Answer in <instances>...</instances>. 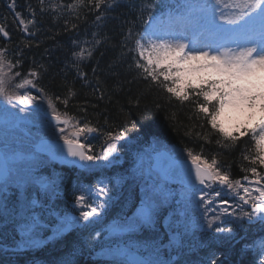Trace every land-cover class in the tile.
<instances>
[{
	"label": "trees",
	"instance_id": "16d2710c",
	"mask_svg": "<svg viewBox=\"0 0 264 264\" xmlns=\"http://www.w3.org/2000/svg\"><path fill=\"white\" fill-rule=\"evenodd\" d=\"M14 2L16 11L32 21L29 30L20 28V23L0 1V23L9 32L8 41L0 35V49L5 50L6 60L11 62L14 82L31 79L40 93L29 95L43 96L57 114L70 122L65 126L76 130L75 126L87 124L94 129L85 139L92 154L114 140L121 143L131 140L143 145L156 139L182 152L191 151L201 161L211 163L215 159L216 167L234 180L251 176L253 167L264 175V165L258 160L254 162L258 154L251 133L236 141L225 139L200 112L198 104L203 102V97L189 90L188 98L180 100L150 77L145 79L136 68L135 39L144 21L166 7L161 0H104L99 8L95 7V0L91 3L84 0L83 5L76 4L75 0ZM157 4L160 5L156 7ZM129 30L131 40L126 39ZM81 49L85 52L83 58L76 55ZM15 73L20 76L16 77ZM13 90L23 95L20 88L14 86ZM230 107L226 106L224 111ZM225 115H229L228 112ZM224 117H219L217 123L231 131L228 117ZM232 132L239 136V132ZM118 146L124 149L123 144L118 143ZM259 155L264 156V153ZM85 178L88 181L93 175ZM254 231L248 228L243 234L239 232L238 236L242 234L243 238L233 246L235 241L213 243L205 253L215 254V264L257 263V250L251 245L259 232ZM62 243L65 246L59 250L47 244L43 251L36 250L35 256L24 252L16 259L23 264H33L36 259L60 257L70 249L72 239L66 237ZM4 256L0 253V264L6 263L8 258ZM75 264L97 262L79 257Z\"/></svg>",
	"mask_w": 264,
	"mask_h": 264
},
{
	"label": "rangeland",
	"instance_id": "374dc122",
	"mask_svg": "<svg viewBox=\"0 0 264 264\" xmlns=\"http://www.w3.org/2000/svg\"><path fill=\"white\" fill-rule=\"evenodd\" d=\"M187 2L202 4L205 7L193 13L185 21L177 22L176 18L178 16L185 15L186 10L182 6ZM238 2L239 0H172L171 8L158 13L154 16L155 18L150 17L153 19L149 18L146 21L144 29L154 30L157 35L163 30L164 33H173L177 38L180 37V34H178L180 31L188 29L191 33H198V41L200 42L208 41L211 43L214 39L220 38L229 48L242 47L245 44L230 46L235 40L233 42L224 40L230 36V32H241V28L230 29L240 26L242 22L237 24L228 22L239 12V9L235 7ZM12 5L10 1L5 0L7 9L9 7L12 8ZM221 16L225 17V19H221ZM248 27L259 29L260 25L258 22H250L244 27L243 31ZM228 30L230 32H227ZM143 37L147 39V36L143 35ZM170 38L173 37L170 35ZM204 62V60L181 61L180 67H188L189 64L195 65ZM5 71L8 72L7 67ZM200 74H210L212 78H217L214 70L211 69H201ZM10 76L13 84L11 91L15 95L34 98L32 94H30L31 96L29 95L33 91L32 84L20 88L23 95H19L13 88L20 82H14L11 72ZM195 76L196 74L186 76L184 83L186 84L188 79H194ZM38 91L39 89L36 88L35 93H38ZM22 109L24 110L22 111ZM29 109L40 111L41 116L27 111ZM227 112L229 115H225ZM230 115L231 117H229ZM51 116H53V108L50 107V104L43 96L39 100L31 99V102L26 105L20 103L17 99L9 103L4 97H0V147L9 170L7 184L4 181L0 183V219H2V222L0 221V233L2 234L0 245L4 249L14 253V251H19V245H25V247L28 246L29 249L35 250L44 246L47 242H53L64 235H69L77 236L81 241V245L75 246L77 249L75 254L70 255L69 253L70 256L40 264H65L66 260H71L72 264H75V261L81 255L100 260L102 264H128L127 258L133 254L140 255L146 260L145 264H161V262L170 264L173 260L172 254H176L177 258L182 251L194 249L204 244L211 235H217L224 239L225 242H228L235 232L241 231L242 233L247 226L253 229L259 228L261 231L258 221L248 222L247 218L243 216V213L251 210L247 208V204H244L240 198L245 196L242 189H239V194H237L228 189L226 185L221 186L218 183L210 182L202 188L194 190L189 196L187 195L189 191L185 189L170 187L169 191H164L161 186H158V184H162L159 180L145 184L144 182H147L146 177L153 178L149 172L150 156L146 152L147 150H157L164 147L174 157H188L186 156L187 152H182L176 147H168L164 142L156 139L149 141V145L147 144L148 146H146L148 149L140 156L139 161L135 158L139 162L141 170H137L129 178L127 174L117 175L112 188L108 185L106 176L98 178L93 185L74 182L70 188H67L66 178H62L59 175L49 158L33 150V145L43 137L64 140L63 136H67L70 139L71 136L69 134H71L73 127L51 125L49 122ZM224 116L228 117H226L227 125L231 128V131L240 132L244 127L251 126L246 110L230 107L223 111L220 116L221 119H225ZM61 118L65 120L63 116ZM256 119L258 120L259 117L257 116ZM35 125H38L40 129L31 131V126ZM63 125L65 124L63 123ZM61 129H64L63 136L61 135ZM108 143L105 147H100L98 151L96 150L94 154L87 150L89 155H95L101 157V159L95 162L96 166L84 168L83 171L88 173L99 168H109L111 164L108 163L116 161L115 158L118 154L115 151L108 161L103 160V156L109 150V146L112 144L116 146L115 140ZM42 168H45L47 172H44ZM229 178L233 182L239 181L244 187L252 190L253 196L258 195L254 191L256 188L264 187V175L258 172L257 175H253L251 172V176L247 177V179L234 180L231 177ZM134 179L140 182L137 189L140 193V199L134 211L128 214L123 211V208L127 209L126 206H122L114 216H106L108 212H111V204L114 201H118V196L121 194L119 188L124 183H129V181ZM100 188H106L107 195H101L99 192ZM213 189L221 192L220 197H210L214 201L211 204L201 202V190L204 193H210ZM65 191L68 192L67 195L71 196L72 199V201H68V208L57 203L56 200ZM115 191L117 192L113 193ZM146 194L152 196L157 206L155 223L135 231H122L110 234L108 231L109 226L114 223H125L126 219L133 216L140 207L141 200ZM12 195L14 196L13 198L11 197ZM80 195L85 196L84 205L76 204V197ZM221 200H226L227 204H222ZM102 203L104 207L101 208V214L95 223L89 224L87 221H81V227L72 229L62 237L55 235V227L59 217L65 214L79 216L81 211H90L87 205L98 207ZM225 208L227 211H224ZM213 217H216V219H213ZM159 220H161L160 223ZM33 224L36 225L34 232L36 243H24L23 241L28 238L25 233L31 231ZM6 225L8 227L2 229ZM99 225L101 226L98 229H94ZM217 228L225 230L232 228L233 231L231 233L227 231L217 232ZM142 232L144 234L146 232V234L141 235ZM97 233H100V235L97 236ZM196 236L197 239L195 240ZM219 237L211 238V242L217 241ZM186 240L191 242L190 245L185 244ZM260 241L261 239L256 243L259 247H261ZM237 242L238 239L232 244ZM117 248L125 250L127 254L123 257H116L107 251ZM261 251L264 254V249L261 248ZM194 262L195 264H210V261L206 258Z\"/></svg>",
	"mask_w": 264,
	"mask_h": 264
},
{
	"label": "snow or ice",
	"instance_id": "6c2138e0",
	"mask_svg": "<svg viewBox=\"0 0 264 264\" xmlns=\"http://www.w3.org/2000/svg\"><path fill=\"white\" fill-rule=\"evenodd\" d=\"M91 2L92 0H89V3ZM41 3H43V0H41ZM75 3L83 5L84 0H75ZM102 3H104V0H95V7L99 8ZM12 7H14V5H12ZM182 7L186 10V13L183 16H178L176 18L177 22L185 21L196 11L202 10L205 5L187 2ZM235 7L239 9V12L228 22L232 24L242 22L240 25L241 32L226 39H234L243 36V29L250 22H258L260 25L258 33L254 36L243 37L245 39V46L229 48L221 44L214 49L212 43L201 44L198 40L186 42L182 35L177 38L172 33L157 35L154 30H146L145 35L147 39H144L143 36L135 39V50L139 56L135 64L136 68L142 71L145 79L150 77L152 81L161 84L166 88L168 93L180 100H186L188 98L189 90L195 93L196 96L203 97V102L198 104L200 112L204 113L208 118L207 123H209L213 129H218L220 135L225 139L236 141L240 136L251 133V139L255 142L258 154L254 158V162L258 160L260 164L264 165V156L259 155V153L264 152V0H239ZM19 15V13H16V16ZM245 17H247V19H245ZM97 19H100V17H97ZM221 19H225V17L221 16ZM29 22L31 23V21ZM20 23H24V21L21 20ZM0 33H2L4 37L8 36V32L3 27H0ZM170 35L173 38H166ZM126 39H133L131 30H129ZM91 54V52L87 53L88 56H91ZM76 55H78L79 58H83L85 52L81 49V52ZM201 60L205 62L195 65L189 64L188 67H180L181 61L190 62ZM17 63H19V61H17ZM6 67L8 68V72L5 71ZM11 67V62L6 60L5 50L0 49V97H4L9 103L17 99L20 103L26 105L34 98L20 97L11 91L13 87L10 76ZM201 69L214 70L217 78H212L210 74L201 75ZM192 74H196L195 78L188 79L185 84L184 78ZM14 75L16 77L20 76L19 73H15ZM30 75L35 76L36 74L30 73ZM161 77L163 79H161ZM169 82L171 86H169ZM32 83L31 79H23L19 84H16L15 87L24 88L25 85ZM226 106L246 110L247 112L251 126L244 127V130L239 132V136L234 135L232 131L220 127L217 123L218 118L222 115ZM50 107L53 106L50 104ZM23 110L24 109H22V111ZM257 116L259 117L258 120L256 119ZM53 118L65 125L69 124V121L66 119L62 120L61 116L58 115L55 110H53ZM75 127L76 130L71 134L73 137L72 139L63 136L64 129L60 130L67 149V156L65 157L66 162L85 169L96 166L95 162L100 160L101 157L89 155L85 150V146L79 143V136L81 134L92 132L94 129L90 128L87 124L83 127ZM132 127H136L135 122H133ZM108 136L111 138L112 133L109 132ZM114 151H116V147L112 144L109 146V150L105 152L103 160L108 161ZM68 157L72 159H68ZM188 157L192 161L195 179L199 181L200 184H207L211 181L221 186L226 185L228 189L237 194H239V189H242L245 196L240 197L241 200H243L244 204L251 205V211L243 213V216L247 218L248 222L258 221L264 226V187L256 188L254 191L257 192L258 195L253 196L252 190L244 187L239 181L233 182L226 172L222 173L221 170L216 167L217 162L215 159H213L211 163H208L207 160L201 161V158L199 156H194L191 151L188 152ZM251 172L253 175H257L255 167L251 169ZM2 179L4 183L7 184L9 170L4 172ZM244 179H247V177H244ZM188 180L191 182V170H189L188 173ZM257 182L259 183V181ZM99 192L101 195H107L106 188H100ZM220 195L221 192L214 189L210 193H204L201 190V202L211 204L214 201L210 199V197H220ZM84 202V195L76 197V204L84 205ZM221 203L227 204V201L221 200ZM87 206L90 208V211H81L79 216L65 214L59 217V221L55 227V235L57 237H62L72 229L81 227V221H87L89 224L95 223L101 214V208L104 207V204L102 203L98 207H91V205ZM224 211H227V209L225 208ZM156 212L157 206L152 196L146 194L141 200L140 207L133 216L127 218L126 222L123 224L114 223L110 225L108 231L110 234H116L122 231H135L142 227H149L155 223ZM233 215H235V213H233ZM213 219H216V217H213ZM35 228L36 225L33 224L31 231L25 233L28 238L23 241L24 243H36L34 239ZM216 231H227L231 233L233 229L228 228L225 230L217 228ZM96 235L99 236L100 233ZM260 246L264 249V238H261ZM76 251L77 249L73 247L70 255L75 254ZM107 251L116 257H123L127 254L125 250L119 248ZM65 264H72V261L66 260ZM128 264H145V262L131 260L128 261ZM161 264H163V262H161ZM213 264H215V261H213ZM260 264H264V259L260 261Z\"/></svg>",
	"mask_w": 264,
	"mask_h": 264
},
{
	"label": "water",
	"instance_id": "95a60500",
	"mask_svg": "<svg viewBox=\"0 0 264 264\" xmlns=\"http://www.w3.org/2000/svg\"><path fill=\"white\" fill-rule=\"evenodd\" d=\"M35 149L49 154L52 159L56 160L59 163L69 164L65 160V157L67 156V149L64 143L50 140H40L36 144ZM152 158L153 169L156 170L163 179L173 181L175 178L176 180L181 181L185 186L190 188H192L193 185L194 187L203 185L195 179V171L192 168L191 161L174 160L165 151L155 152ZM68 159L72 158L68 157ZM6 170V164L0 151V179L2 178ZM189 170H191V182H189L188 180ZM129 259L137 261L139 257L135 255L131 256Z\"/></svg>",
	"mask_w": 264,
	"mask_h": 264
},
{
	"label": "bare ground",
	"instance_id": "6f19581e",
	"mask_svg": "<svg viewBox=\"0 0 264 264\" xmlns=\"http://www.w3.org/2000/svg\"><path fill=\"white\" fill-rule=\"evenodd\" d=\"M163 34H161V35H164L165 33L164 32H162ZM166 38H170V36H167Z\"/></svg>",
	"mask_w": 264,
	"mask_h": 264
}]
</instances>
